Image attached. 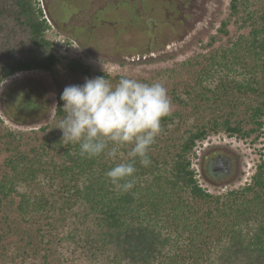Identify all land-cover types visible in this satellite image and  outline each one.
<instances>
[{
    "label": "trees",
    "instance_id": "obj_1",
    "mask_svg": "<svg viewBox=\"0 0 264 264\" xmlns=\"http://www.w3.org/2000/svg\"><path fill=\"white\" fill-rule=\"evenodd\" d=\"M73 2L65 4L71 8ZM122 4L126 14L113 19L121 24L117 33L129 32V25L136 28L144 12L159 22L161 9L166 10L161 0H120L117 6ZM229 10L219 32L227 35L234 19L240 20V29L249 28L247 36L164 71L172 84L169 95L181 110L162 119L163 131L149 152L151 164L143 167L137 159L131 190L117 189L106 176L119 160L82 157L78 144H64L62 132L30 150L31 155L19 152L20 133L7 134V149L14 141L17 147L0 172V244L12 233V210L20 222L35 227L41 246L9 254L0 264H17V259L20 264H264V161L247 186L214 196L198 185L189 160L196 143L209 135L222 132L253 142L262 135L264 4L230 0ZM104 12L93 21L109 18ZM47 18L60 28L38 0H0V84L22 72L55 75L59 59L45 36L51 26ZM66 68L72 75L90 76L78 60L68 61ZM103 76L108 79L94 75ZM60 96L58 122L65 116ZM19 106L26 113L41 107L27 99ZM212 165L208 176L225 175ZM56 211L61 218H54Z\"/></svg>",
    "mask_w": 264,
    "mask_h": 264
},
{
    "label": "rangeland",
    "instance_id": "obj_2",
    "mask_svg": "<svg viewBox=\"0 0 264 264\" xmlns=\"http://www.w3.org/2000/svg\"><path fill=\"white\" fill-rule=\"evenodd\" d=\"M74 1L70 8L65 4L67 0H38L39 5L42 8L45 6L60 25V28L54 27L47 18L51 26L45 36L53 44L54 53L59 59L55 75L52 77L42 71L22 72L0 84V172L17 147L14 141L13 149H7L10 140L8 133H20L19 152L31 155L30 150L37 149L39 144L62 132L56 128L59 122L55 118V110L57 98L66 86L82 85L85 78L105 74L114 85L121 77L136 78L146 83L162 82L170 94L171 80L164 71L178 69L180 64L201 54L229 46L249 32L248 27L240 29V20L235 23L234 19L226 28L227 35L219 32L221 23L229 20L230 0H195L185 19L180 16L183 1L161 0L166 5V10L161 9L162 15H159L161 21L153 22L149 19L151 14L144 12L136 28L130 30L131 26H127V33H117L121 24L113 20L126 14L124 4L117 6L120 0ZM127 1L134 3V0ZM255 2L257 6L264 4V0ZM152 8H155L153 4ZM140 9L138 5L135 11L139 13ZM97 12L107 13L110 19L101 17V20L94 22L93 17ZM95 25H99L98 28ZM70 60L80 61L88 68L90 76L69 73L66 64ZM23 99L41 107L34 113L21 111L19 105ZM178 110L181 108L173 102L172 112ZM6 112L14 120L18 119L19 123L11 121ZM248 128L245 126L246 130ZM260 132L262 135L255 142L252 138L244 140L222 132L197 142L189 160L198 185L214 196L247 186L256 165L264 161V121ZM217 158L227 160L231 170L230 173L211 178L207 175V166ZM47 191L50 193L51 189ZM53 198L58 205V196ZM13 199L15 202L18 200ZM11 213L13 218L9 226L12 233L0 244V261L7 260L9 254L18 255L23 249L30 253V248L36 250L41 246L35 237V227L20 222L12 210ZM61 217L57 211L54 213V218ZM15 221L20 223L16 224ZM50 247L53 252L55 248ZM16 263L20 264V259Z\"/></svg>",
    "mask_w": 264,
    "mask_h": 264
},
{
    "label": "clouds",
    "instance_id": "obj_3",
    "mask_svg": "<svg viewBox=\"0 0 264 264\" xmlns=\"http://www.w3.org/2000/svg\"><path fill=\"white\" fill-rule=\"evenodd\" d=\"M60 99L65 116L56 128L64 144H78L82 157L119 160L106 176L117 189L131 190L137 159L143 167L151 164L149 152L163 131L161 121L172 113L167 87L131 77L115 85L105 76L85 78L82 85L66 86Z\"/></svg>",
    "mask_w": 264,
    "mask_h": 264
},
{
    "label": "flooded vegetation",
    "instance_id": "obj_4",
    "mask_svg": "<svg viewBox=\"0 0 264 264\" xmlns=\"http://www.w3.org/2000/svg\"><path fill=\"white\" fill-rule=\"evenodd\" d=\"M189 2H186L184 7L181 8L180 16L182 19H185L186 15H189L190 10L192 9V5L194 1H191L190 3ZM44 11H48L45 6H44ZM52 24L54 27L59 28L55 25V23L52 22ZM219 162L221 163V167L219 169L214 170V166ZM227 163H228L227 160H225L224 158H217L216 160L213 161V165H212L213 171L214 172H224L225 174L230 173L231 169L228 170L226 167H224V164H227Z\"/></svg>",
    "mask_w": 264,
    "mask_h": 264
},
{
    "label": "water",
    "instance_id": "obj_5",
    "mask_svg": "<svg viewBox=\"0 0 264 264\" xmlns=\"http://www.w3.org/2000/svg\"><path fill=\"white\" fill-rule=\"evenodd\" d=\"M220 167H221V163L219 162V163H217V164L214 166V170L219 169Z\"/></svg>",
    "mask_w": 264,
    "mask_h": 264
}]
</instances>
